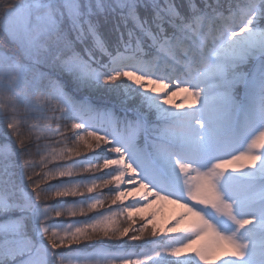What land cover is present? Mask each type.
Segmentation results:
<instances>
[{
	"label": "snow or ice",
	"instance_id": "1",
	"mask_svg": "<svg viewBox=\"0 0 264 264\" xmlns=\"http://www.w3.org/2000/svg\"><path fill=\"white\" fill-rule=\"evenodd\" d=\"M0 264H264V0H0Z\"/></svg>",
	"mask_w": 264,
	"mask_h": 264
},
{
	"label": "rangeland",
	"instance_id": "2",
	"mask_svg": "<svg viewBox=\"0 0 264 264\" xmlns=\"http://www.w3.org/2000/svg\"><path fill=\"white\" fill-rule=\"evenodd\" d=\"M175 100H179V97L174 98ZM153 210L158 211L157 215V223L160 226H164L170 222V218L174 216L175 213L179 212L180 209H178L175 205L166 204V203H159L154 206ZM152 211V210H150ZM139 215H146V213H142ZM139 215L137 216V219H139Z\"/></svg>",
	"mask_w": 264,
	"mask_h": 264
}]
</instances>
